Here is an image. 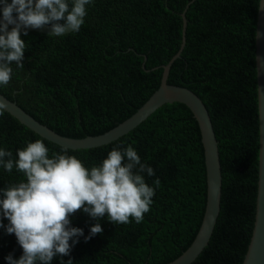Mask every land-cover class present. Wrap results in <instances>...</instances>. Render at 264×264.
Instances as JSON below:
<instances>
[{
    "label": "trees",
    "instance_id": "16d2710c",
    "mask_svg": "<svg viewBox=\"0 0 264 264\" xmlns=\"http://www.w3.org/2000/svg\"><path fill=\"white\" fill-rule=\"evenodd\" d=\"M188 5V8L186 9ZM168 84L188 88L203 102L218 142L220 212L208 245L192 264H241L254 223L259 124L255 68V0H94L78 33L52 37L28 31L23 68L0 93L61 136L101 135L125 121L158 89L161 67L180 50ZM144 65V69L143 66ZM41 139L5 111L0 146L13 153ZM132 144L159 179L139 223L99 221L102 232L71 249L73 264H168L193 242L206 204L201 135L186 106L165 104L128 134L107 145L67 150L84 165L98 164L113 147ZM22 178L0 169V188ZM71 225L88 235L93 221L80 210ZM4 223H7L5 220ZM21 249L0 230V264ZM52 264H59L54 258ZM62 264V262H60Z\"/></svg>",
    "mask_w": 264,
    "mask_h": 264
},
{
    "label": "clouds",
    "instance_id": "9594fccd",
    "mask_svg": "<svg viewBox=\"0 0 264 264\" xmlns=\"http://www.w3.org/2000/svg\"><path fill=\"white\" fill-rule=\"evenodd\" d=\"M94 0H0V87L7 86L16 69L23 68L28 29L50 28L49 36L78 33L88 7ZM256 10L264 11V0H255ZM257 36L260 34L257 32ZM6 105L0 101V112ZM22 178L0 188V230L14 235L21 249L18 258L4 257L6 264H73L71 249L83 237L87 242L102 232L100 220L139 223L149 211L155 189L144 179L154 176L153 168L141 162L133 145H117L98 164L85 166L61 148L51 152L41 139L26 142L13 153L0 146V169H13ZM77 210L96 223L84 230L71 225ZM7 223H4V221Z\"/></svg>",
    "mask_w": 264,
    "mask_h": 264
},
{
    "label": "water",
    "instance_id": "95a60500",
    "mask_svg": "<svg viewBox=\"0 0 264 264\" xmlns=\"http://www.w3.org/2000/svg\"><path fill=\"white\" fill-rule=\"evenodd\" d=\"M187 8L188 5L186 9ZM186 9L181 14L182 43L179 52L167 64L152 69H162L158 89L133 115L101 135L87 136L84 138L61 136L46 125L38 122L17 106L15 102L10 101L0 93V101L5 103L6 108L4 111L6 113L34 134L66 150H86L114 142L135 129L165 104L179 103L190 110L193 118L197 122L201 135L206 173V204L195 239L177 259L168 264H192L200 255L203 249L208 245L209 239L213 233L220 212L221 200L222 179L218 142L213 131L209 113L200 98L191 90L171 85L167 82L170 66L176 59L180 58L181 51L185 46V32L187 29V20L185 17ZM28 31L49 35L50 28L48 26H43L39 29L29 28ZM257 32L260 34L259 36L256 35ZM142 67L145 70L144 65ZM255 68L259 124L257 194L253 229L241 264H264V11H257L256 17Z\"/></svg>",
    "mask_w": 264,
    "mask_h": 264
}]
</instances>
